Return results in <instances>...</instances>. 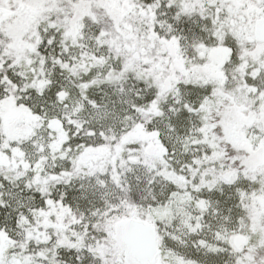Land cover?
Here are the masks:
<instances>
[{
    "label": "snow or ice",
    "instance_id": "snow-or-ice-1",
    "mask_svg": "<svg viewBox=\"0 0 264 264\" xmlns=\"http://www.w3.org/2000/svg\"><path fill=\"white\" fill-rule=\"evenodd\" d=\"M0 264H264V0H0Z\"/></svg>",
    "mask_w": 264,
    "mask_h": 264
}]
</instances>
